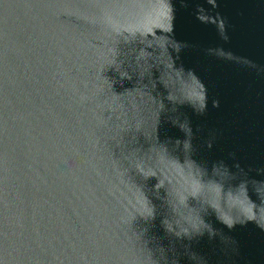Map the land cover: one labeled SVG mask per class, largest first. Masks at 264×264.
Returning <instances> with one entry per match:
<instances>
[{
  "label": "water",
  "instance_id": "water-1",
  "mask_svg": "<svg viewBox=\"0 0 264 264\" xmlns=\"http://www.w3.org/2000/svg\"><path fill=\"white\" fill-rule=\"evenodd\" d=\"M0 264H264V0H0Z\"/></svg>",
  "mask_w": 264,
  "mask_h": 264
}]
</instances>
